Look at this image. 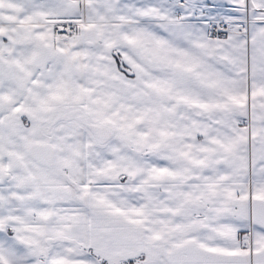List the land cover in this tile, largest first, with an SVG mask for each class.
<instances>
[{"label":"snow or ice","instance_id":"obj_1","mask_svg":"<svg viewBox=\"0 0 264 264\" xmlns=\"http://www.w3.org/2000/svg\"><path fill=\"white\" fill-rule=\"evenodd\" d=\"M0 264H264V0H0Z\"/></svg>","mask_w":264,"mask_h":264}]
</instances>
